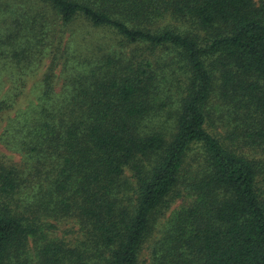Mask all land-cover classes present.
<instances>
[{
  "label": "trees",
  "instance_id": "trees-1",
  "mask_svg": "<svg viewBox=\"0 0 264 264\" xmlns=\"http://www.w3.org/2000/svg\"><path fill=\"white\" fill-rule=\"evenodd\" d=\"M0 65V264H264V0H0Z\"/></svg>",
  "mask_w": 264,
  "mask_h": 264
},
{
  "label": "rangeland",
  "instance_id": "rangeland-1",
  "mask_svg": "<svg viewBox=\"0 0 264 264\" xmlns=\"http://www.w3.org/2000/svg\"><path fill=\"white\" fill-rule=\"evenodd\" d=\"M107 37V40L111 39L110 35H107V33L104 32H100V33H94V36L92 38L91 41H93V45L96 44V42H99L102 44L101 42V38L103 37ZM110 37V38H109ZM48 66V60L45 59L42 63L41 66H39L37 68V70L35 71V73L33 75H29L24 79L26 86L23 90L22 95L19 98V104L17 105V107L19 109L24 108L30 101H34L36 94H37V86L42 78V75L44 74V72L46 71V68ZM16 71L15 70H9V68L7 67H1L0 65V99L4 96V94L6 93L8 87H11V84H15L18 79ZM8 84V85H7ZM14 112H10L6 115H4L3 120L0 121V138L4 132V130L6 129L8 120L11 119L13 117ZM0 155L2 156V158L6 161H11V162H19L20 161V156L13 152L10 151L6 146H4L1 142H0ZM179 205L178 201H174L171 205L169 210L166 212V216L173 211L174 208H176ZM163 219L160 218L158 221L159 223L162 221ZM158 223V226L156 227V232L159 230L158 227H161ZM144 264V263H143Z\"/></svg>",
  "mask_w": 264,
  "mask_h": 264
}]
</instances>
